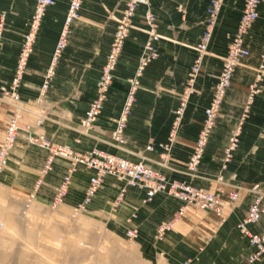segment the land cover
I'll use <instances>...</instances> for the list:
<instances>
[{
	"label": "crops",
	"instance_id": "obj_1",
	"mask_svg": "<svg viewBox=\"0 0 264 264\" xmlns=\"http://www.w3.org/2000/svg\"><path fill=\"white\" fill-rule=\"evenodd\" d=\"M244 1H223L207 52L200 62V72L193 83L194 90L184 103L172 141L170 133L173 110L180 104L186 76L198 54L196 46L204 30L210 0L148 1L156 16L157 35L151 39V44L157 48L158 55L144 67L139 76L136 100L124 130V142L118 145L111 137L114 121L128 88L127 79L135 74L144 46L150 40L144 20L146 6L139 4L136 7L102 110L92 128L84 132L79 129L80 120L94 98L96 81L126 0H82L80 16L72 27L68 44L55 65L54 75L42 98L46 116L42 125L35 127L37 115L32 109V103L50 63L68 6V0H55L45 11L18 88L21 103L27 104L25 107L29 105L27 108L30 111L22 112L20 130L10 149L7 166L0 171L1 193L16 197L34 191V199L51 201L55 187L69 165L66 158L56 157L51 167L43 172L47 150L27 141L22 128L26 124L32 130L44 133L52 142L67 145L76 152L82 153L98 147L134 161L143 160L170 179L201 183L224 197V192L237 185L250 186L262 181L264 74L260 90L254 95L242 123L238 147L226 166L223 165V153L228 136L241 116L247 91L257 72L259 55L264 47V0L258 5L257 19L245 34V45L250 54L242 58L234 69L198 168L190 172L186 167L201 128L204 109L210 102L217 74L222 66L227 37L239 22ZM34 5L35 0H0V15H4L0 87L11 82L23 33ZM12 110L13 107L1 98L0 93V142ZM164 142L169 147L165 155L162 154L164 149L161 146ZM148 145L151 148H147ZM162 155L166 157V166L160 164ZM39 177L41 182L36 187ZM114 180L113 176L105 178V181L115 183ZM144 194L143 189L129 186L125 199L130 203H137V199ZM162 196V193H157L153 197V206L144 208L154 215L153 210L160 207ZM251 199V193L247 192L242 194L239 203L238 200L234 203L231 213L235 220L238 212L244 214ZM175 201L178 207L180 202ZM74 204L72 203L73 206ZM191 208L195 207L189 206L186 211ZM229 222L235 221L231 219ZM250 228L264 232V221L259 225L252 224ZM245 241L250 251L247 238ZM253 263L264 264V255Z\"/></svg>",
	"mask_w": 264,
	"mask_h": 264
},
{
	"label": "built area",
	"instance_id": "obj_2",
	"mask_svg": "<svg viewBox=\"0 0 264 264\" xmlns=\"http://www.w3.org/2000/svg\"><path fill=\"white\" fill-rule=\"evenodd\" d=\"M223 1L224 0H210L207 7L204 30L201 35L200 42L196 46L198 54L185 80L184 92L186 93V96H188L193 90V83L200 72V62L204 53L207 51L209 40L217 22ZM261 1L262 0L244 1L239 22L237 23L235 30L230 34L222 66L217 74V80L213 88L212 97L204 109V117L201 128L186 163V167L190 172L197 170L202 159L210 131L215 123L225 92L230 85L231 77L236 65H238L242 58L250 54L248 47L245 45V34L251 27L252 22L258 17V5ZM54 3L55 0H35L33 13L28 20L25 32L23 33L11 82L8 85H2L0 87L1 98L3 100L7 98L8 100L5 101L13 107L5 128L4 137L0 142V171L7 164L10 149L12 148L20 130L19 120L22 116V112L29 110L21 103L18 88L21 85L29 57L33 51V46L45 11L48 6L53 5ZM148 3V0H126L125 6L117 19L112 41L96 81L94 98L89 102L88 107L86 108L80 121L79 125L81 131L87 132L91 129L102 110L104 99L106 98L109 87L114 79V69L118 62L121 48L130 31L132 17L135 13L137 5L144 4L146 5L144 20L147 25L150 40L144 46V53L142 54L136 67L135 75H132L127 79L129 89L124 96L120 113L115 119L114 127L111 131L112 139L118 143L124 142L123 131L135 101V89L138 84V76L142 73L144 67L158 55L157 48L151 44V39L157 35L155 30L156 16L149 7ZM81 4L82 0H68L64 21L59 31L50 63L43 75V80L40 85V98L43 97L46 89L49 87L52 76L54 75L55 65L68 44L72 27L80 16ZM3 29V14H1L0 48ZM263 74L264 47L259 55L256 75L253 82L250 84V89L247 93V101L244 112H246V109L249 108L248 105L252 101L254 95L259 92ZM184 97H182V99H184ZM181 110L182 108L180 107L173 110L174 117L172 120L170 141H172L175 137ZM36 115L37 118L34 123L36 127H40L43 122L44 115L42 113H36ZM23 130L25 131V136L28 141L36 143L47 150V156L42 167L43 172L51 167V163L56 157L66 158L70 163L69 171L63 175L61 181L56 187L54 194L55 202L61 201L65 195L71 180L72 170H74L78 164H83L92 169L85 191L86 200L95 193L105 178L109 175L124 180L130 186L143 189L145 199H150L157 193L161 192H165L175 197L180 202L179 206L169 221L162 223L157 227V234L159 236H162L189 206H193L200 210L213 211L216 215L223 217L225 215V209H229L230 207V202L232 203L238 200V191H231L227 196L226 202H224L225 200L222 198L220 193L195 187L194 185L182 180L170 179L163 172L151 167L143 160L133 161L98 147H93L84 153H79L67 145L52 142L44 135V133L32 130L29 124H26ZM238 135L239 130L237 127L230 133L227 145L224 148L226 159L231 151L236 147L239 139ZM161 146L164 149V153L162 154L165 155L169 149L168 143H161ZM147 148H151V146L148 145ZM163 155L161 156L160 164L166 166V157ZM40 182L41 177L37 179L35 186L37 187ZM246 190L248 193H251L252 199L244 217L239 221V223H237V228H239L240 232L247 238L248 244L251 247V250L247 255L248 261L251 263L260 260L264 255V232L253 231L250 228L252 224L257 222L264 215V179L260 182L253 183ZM124 193L125 188L123 187L120 189L117 199H121ZM32 197H34V191L30 192L29 200ZM135 232V230L129 229L128 235H135Z\"/></svg>",
	"mask_w": 264,
	"mask_h": 264
},
{
	"label": "rangeland",
	"instance_id": "obj_3",
	"mask_svg": "<svg viewBox=\"0 0 264 264\" xmlns=\"http://www.w3.org/2000/svg\"><path fill=\"white\" fill-rule=\"evenodd\" d=\"M214 29L215 26L213 31ZM229 39L230 34L227 41ZM184 89L185 84L182 97L186 96ZM192 92L180 100L178 107L183 108L182 103H186ZM42 98L38 92L32 109L45 117ZM246 101L247 97L238 123L234 126L238 127L239 138L242 123L248 114V109L244 112ZM29 143L41 147L36 143L30 141ZM115 143L122 144L117 141ZM238 143L239 139L227 159L225 152L223 153L224 166L231 160ZM69 169L70 163L64 174ZM91 173L92 169L78 164L72 170L65 195L57 202L54 201L55 191L51 201L34 197L29 200L30 192L23 196L11 197L0 191V264H256L248 261L247 255L250 251L245 241L246 237L237 228V223L244 217L246 211L243 215L238 212V218L235 220L231 213L235 202H230V207L225 209L223 217L209 210L201 211L197 208L185 210L186 212L159 236L157 227L169 221L175 212L177 207L175 197L161 192L163 196L160 207L154 209L155 214L152 215L144 206L151 208L154 196L145 199V195H142L137 199V203H130L125 199L126 190L130 185L113 176L115 183L104 180L95 193L86 200L85 191L88 184L86 179H89ZM73 179L75 180L72 181ZM189 183L211 190L201 183ZM123 187L125 193L118 200L119 191ZM248 187L237 185L224 192L225 197L221 196L226 202L231 191H238L239 203L242 194L247 193ZM72 203H75L74 206ZM263 217L264 215L254 224H261L264 221ZM229 218L235 222H229L231 221ZM129 229L135 230V235H128Z\"/></svg>",
	"mask_w": 264,
	"mask_h": 264
}]
</instances>
